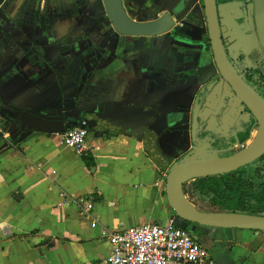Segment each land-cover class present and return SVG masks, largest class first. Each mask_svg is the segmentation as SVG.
<instances>
[{"label":"crops","instance_id":"crops-1","mask_svg":"<svg viewBox=\"0 0 264 264\" xmlns=\"http://www.w3.org/2000/svg\"><path fill=\"white\" fill-rule=\"evenodd\" d=\"M175 5L178 27L202 41V3ZM231 9L221 7L226 36L240 40ZM170 35L118 34L102 0H0V264H101L111 233L172 219L183 227L166 180L190 148L182 147L191 142L187 125L175 126L191 111L210 48ZM248 51L238 42L232 54ZM124 108L154 109L173 130L155 150L146 139L152 119ZM75 110L82 118L72 124L46 118ZM80 126L88 130L83 155L63 144ZM199 234L216 264H264V232Z\"/></svg>","mask_w":264,"mask_h":264},{"label":"water","instance_id":"water-1","mask_svg":"<svg viewBox=\"0 0 264 264\" xmlns=\"http://www.w3.org/2000/svg\"><path fill=\"white\" fill-rule=\"evenodd\" d=\"M203 1L208 33L215 61L213 72L220 73L222 78L228 82L242 102L251 111L259 123L263 136L261 144L256 150L248 154L241 153L226 158L223 163L204 160L202 157L201 159L186 157L183 161L174 164L166 180L168 203L174 211L175 218L181 222L189 223L191 225L190 231L194 234L200 235V227L208 229L221 228L248 230L257 233L264 232V217L262 216H252L240 213H205L197 210V208L191 203H189V207L180 204L178 201V194L186 197L183 192V185L186 182L197 178L235 171L251 164L264 155V100L238 76L228 58L221 36L216 0ZM102 2L114 30L118 34L124 36L158 37L165 35L171 31L174 25L173 18L178 15L176 4L174 7H171L173 9H165V13L161 18L149 22H138L132 20L128 16L124 8L123 0H102ZM252 4L255 11L256 32L260 42L261 52L263 53L259 63H262L264 61V0H252ZM244 23L247 24V19H245ZM205 68L208 67L204 66L201 70ZM206 81L207 80H205V82ZM198 109L199 107L197 106L194 110L193 140L196 139ZM124 112L130 116H144L152 119V122L146 129V139L152 142L155 150L156 143L163 135L165 129L173 124L170 117L151 108H124ZM46 118L62 120L65 123L72 124V122L74 123L82 118V111H69L65 112L64 115L60 117ZM206 242V237H202L200 244L204 248H207Z\"/></svg>","mask_w":264,"mask_h":264},{"label":"flooded vegetation","instance_id":"flooded-vegetation-1","mask_svg":"<svg viewBox=\"0 0 264 264\" xmlns=\"http://www.w3.org/2000/svg\"><path fill=\"white\" fill-rule=\"evenodd\" d=\"M168 1L169 0H141L139 1V3L138 2L136 3V1L134 0H129L128 5L127 6L124 5V8L128 16L132 20L138 21V22H149V21H153L158 18H161L165 13L164 10L170 9L171 7H173L172 3L176 2V0H171L167 4ZM198 1L202 3V7L204 9V14H205V18H204L205 28L203 29L202 41L192 40L191 38L188 37L186 33H184L181 30V28L178 27L181 21L178 18L176 19L178 15H176L173 18L174 25L171 31L169 32L171 34L170 36L174 40H178V41L185 42V43L188 42L193 45L199 46L202 44L203 41L206 40L207 46L210 48L209 49L210 52L207 55L208 60L201 61V62H204V66H207L208 68H205L202 70L200 69V73L197 76L198 81H197L196 86L198 87V89L193 99L191 111L189 115L188 114L186 116H184L185 114L179 115L178 116L179 118L177 120V125L175 126V128L181 127L180 128L181 130L185 125H187L186 126L188 128L187 131H190V136H191V142L183 141L182 147L187 149L188 146L190 145V148L187 149L186 152L179 153L180 158H182L183 156L187 157L190 154L195 153V152L201 154L202 151H207L211 154H224V153H229L230 151L235 150L239 147L244 149L245 144L251 139V136L253 132L256 130V128L257 129L260 128L258 121L251 113V115L257 121V125H255L254 129L251 131L250 138L243 145L234 146L232 148H227L223 150L210 151L209 150L211 148L210 144L197 143L198 136L202 135L203 132H207V133L209 132V133H213L218 136H222L226 140V142L229 143V140L232 136H235L236 134L244 131L245 126L247 125V121L250 117L249 112L246 110L247 108L246 105L242 102V100L235 93V91L228 84V82L222 78L219 72L217 73L213 72L214 70L213 66L215 65V61H214V55H213L211 41H210V37L208 33V25H207L206 13H205V8H204V1L203 0H198ZM216 3H217V10H218L219 26H220V31H221V36H222V40L224 43V47L227 52L228 58L230 59V62L232 63L238 76L243 80L241 71L245 67H249V66H258L264 73V61L262 63H259V60L263 53L261 52L260 42L258 40V36L256 32L255 11H254V7L252 4V0H236V1L216 0ZM225 6L230 7L232 8L231 9L232 11H235L232 16L234 18L233 21L241 29L243 38L240 40L236 38L233 39L230 36H226V32H225L226 27L225 25H223L222 17H221L222 15L221 7H225ZM177 14H179L178 10H177ZM245 19H247V24L244 23ZM176 32L181 33L182 35L185 36V38L174 36ZM238 42L245 43L249 50L248 53L246 52L242 53L244 55H242L243 57L241 60L238 59L240 55H237L235 53L232 54V51L236 50V45L238 46ZM201 57L202 59H204L205 53H202ZM205 80L207 81L205 82ZM227 86L229 87V90L235 95V97L239 98L241 101V106L243 107L244 110L241 109L239 111L240 114H237L236 112L237 109L232 107L233 102L230 99L231 94L229 93V90L226 89ZM201 97H203L202 104H200L199 102ZM197 106L199 107V109L197 112L196 139L193 140L192 133H193V128H194L193 127L194 126V110ZM238 115L242 119L240 121L241 125L239 126L236 125V127H234V118ZM172 128H173L172 125H169L165 129L164 134L170 133L171 132L170 130H173ZM258 134L259 132L257 133V135ZM244 151H242L243 154H248L251 150L249 152H244ZM230 157H233V156L227 155V156L222 157L221 159H226ZM181 225L189 230L191 228V225L189 223L182 222ZM195 235L198 237V240L201 242V238L203 236H200L198 234H195Z\"/></svg>","mask_w":264,"mask_h":264},{"label":"trees","instance_id":"trees-1","mask_svg":"<svg viewBox=\"0 0 264 264\" xmlns=\"http://www.w3.org/2000/svg\"><path fill=\"white\" fill-rule=\"evenodd\" d=\"M174 36L185 38L179 32H176ZM242 57L240 55L238 59L241 60ZM241 74L243 80L264 100L263 71L258 66H249L245 67ZM199 102L202 104L203 97H201ZM246 110L249 112L250 117L244 131L232 136L229 143L222 136L209 132H203L202 135L198 136L197 143L210 144V151L243 145L250 138L251 131L257 125V121L251 115V112L247 108ZM258 131L259 129H256L253 132L251 139L245 146L255 139ZM187 157L201 159L202 155L195 152ZM210 160L219 161L225 159ZM183 192L186 196L185 198L201 212L240 213L264 217V156L252 164L230 173L188 181L183 185Z\"/></svg>","mask_w":264,"mask_h":264},{"label":"built area","instance_id":"built-area-1","mask_svg":"<svg viewBox=\"0 0 264 264\" xmlns=\"http://www.w3.org/2000/svg\"><path fill=\"white\" fill-rule=\"evenodd\" d=\"M0 134L7 135L1 118ZM87 136L88 130L84 126L68 129L63 134V144L83 155L88 151ZM86 204L87 199L79 200L78 205ZM91 208L92 203H89L86 210ZM175 222L172 219L165 226H132L109 234L112 249L101 264H216L197 236Z\"/></svg>","mask_w":264,"mask_h":264},{"label":"rangeland","instance_id":"rangeland-1","mask_svg":"<svg viewBox=\"0 0 264 264\" xmlns=\"http://www.w3.org/2000/svg\"><path fill=\"white\" fill-rule=\"evenodd\" d=\"M123 2H124V5L125 6H127L128 5V0H123ZM255 57H257V56H255ZM226 89H228L229 90V87L227 86L226 87ZM229 93L231 94L230 95V99L232 100V107L233 108H235V109H237L236 110V112H237V114H240L239 113V111L242 109V110H244L243 109V107L241 106V101H240V99L239 98H236L235 97V95L229 90ZM235 113V112H234ZM242 119L239 117V115L238 116H236L235 118H234V127H236V125L237 126H239V125H241L240 124V121H241ZM257 129V128H256ZM256 138V137H255ZM248 145V144H247ZM247 145L245 146V148L247 147ZM245 150V149H244ZM242 151H243V148H237V149H235V150H232V151H230L229 153H224V154H211V153H209V152H207V151H202V158L204 159V160H210V159H215V160H218V159H221L222 157H224V156H227V155H229V156H236V155H239V154H241L242 153ZM183 197L184 196H182L181 194H180V198H182V200H183ZM187 199V198H186ZM188 202H189V200H187ZM190 203V202H189Z\"/></svg>","mask_w":264,"mask_h":264},{"label":"bare ground","instance_id":"bare-ground-1","mask_svg":"<svg viewBox=\"0 0 264 264\" xmlns=\"http://www.w3.org/2000/svg\"><path fill=\"white\" fill-rule=\"evenodd\" d=\"M258 129H259V131H258L259 134L256 136V138L250 144L247 145L244 152H249L250 150H251L250 152H253L254 150H256L260 146L263 133H262L261 128H258ZM224 161L225 160H219V161H214V162L223 163ZM178 201L180 202V204H182L184 206H189V202L186 200L185 197H183V200H182V198H180V194H178Z\"/></svg>","mask_w":264,"mask_h":264}]
</instances>
